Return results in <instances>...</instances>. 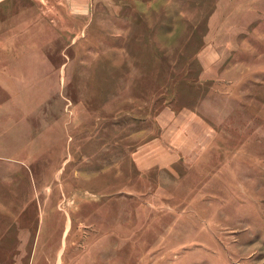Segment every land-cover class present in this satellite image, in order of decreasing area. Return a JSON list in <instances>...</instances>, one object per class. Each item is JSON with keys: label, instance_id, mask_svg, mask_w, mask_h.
Listing matches in <instances>:
<instances>
[{"label": "rangeland", "instance_id": "1", "mask_svg": "<svg viewBox=\"0 0 264 264\" xmlns=\"http://www.w3.org/2000/svg\"><path fill=\"white\" fill-rule=\"evenodd\" d=\"M0 264H264V0H0Z\"/></svg>", "mask_w": 264, "mask_h": 264}]
</instances>
